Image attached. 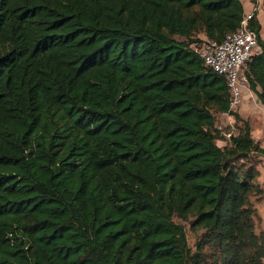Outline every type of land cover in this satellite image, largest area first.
<instances>
[{
  "label": "trees",
  "instance_id": "1",
  "mask_svg": "<svg viewBox=\"0 0 264 264\" xmlns=\"http://www.w3.org/2000/svg\"><path fill=\"white\" fill-rule=\"evenodd\" d=\"M243 15L241 0H0V264H264L248 156L264 150L247 121L218 146L215 114L239 117L195 50ZM249 26L242 69L264 105L256 11Z\"/></svg>",
  "mask_w": 264,
  "mask_h": 264
},
{
  "label": "built area",
  "instance_id": "2",
  "mask_svg": "<svg viewBox=\"0 0 264 264\" xmlns=\"http://www.w3.org/2000/svg\"><path fill=\"white\" fill-rule=\"evenodd\" d=\"M257 8L258 0L251 1V10L248 13L244 12L237 30L226 34L221 42L202 39L199 46L195 48L206 67L226 78L230 93V109L241 102L242 91L247 83L243 74V65L260 50L257 34L249 26V21ZM215 128L225 134L222 127L215 126Z\"/></svg>",
  "mask_w": 264,
  "mask_h": 264
},
{
  "label": "crops",
  "instance_id": "3",
  "mask_svg": "<svg viewBox=\"0 0 264 264\" xmlns=\"http://www.w3.org/2000/svg\"><path fill=\"white\" fill-rule=\"evenodd\" d=\"M244 8V12L248 13L251 10V1L250 0H241ZM256 17L258 22L261 25V37L264 40V0H258V8L256 11ZM204 36H202L203 38ZM239 117V120H235V117L231 114L223 115L217 113L215 115V126H220L224 129L222 138L217 140V144L220 147H223L230 143L231 135H236L238 133V127L241 126L243 121H247L251 129V137L253 143L257 145L260 149L264 150V105L259 101L255 92H253L248 84H245V87L242 91L241 102L234 108L231 109ZM248 156L255 159L253 162L256 163V168L258 170L257 182L259 185H262L264 190V155L259 153L256 150H251ZM264 203V193L261 195L260 200L255 202L257 207L260 202ZM264 213V208H263Z\"/></svg>",
  "mask_w": 264,
  "mask_h": 264
},
{
  "label": "rangeland",
  "instance_id": "4",
  "mask_svg": "<svg viewBox=\"0 0 264 264\" xmlns=\"http://www.w3.org/2000/svg\"><path fill=\"white\" fill-rule=\"evenodd\" d=\"M251 1H254V0H251ZM263 34H264V29H263ZM177 38H180V37L177 36ZM251 159L253 161L255 160L252 157H251ZM263 208H264V203L262 201L256 207L257 214H258V219H257V223H256V230H257V232H259L261 230H264V213H263ZM183 223L185 224L186 237H187L188 244L193 247L194 244H195V241L197 239V236L200 233V231L195 232V231H193V230L190 229V227H189V225L187 223H185V222H183Z\"/></svg>",
  "mask_w": 264,
  "mask_h": 264
}]
</instances>
